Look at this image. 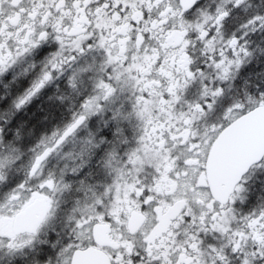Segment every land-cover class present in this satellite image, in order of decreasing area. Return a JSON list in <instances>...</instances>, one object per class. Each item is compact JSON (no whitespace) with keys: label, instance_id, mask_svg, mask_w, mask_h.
I'll return each mask as SVG.
<instances>
[{"label":"snow or ice","instance_id":"snow-or-ice-1","mask_svg":"<svg viewBox=\"0 0 264 264\" xmlns=\"http://www.w3.org/2000/svg\"><path fill=\"white\" fill-rule=\"evenodd\" d=\"M0 264H264V0H0Z\"/></svg>","mask_w":264,"mask_h":264}]
</instances>
